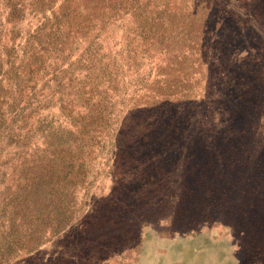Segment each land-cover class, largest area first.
Here are the masks:
<instances>
[{
    "label": "rangeland",
    "instance_id": "374dc122",
    "mask_svg": "<svg viewBox=\"0 0 264 264\" xmlns=\"http://www.w3.org/2000/svg\"><path fill=\"white\" fill-rule=\"evenodd\" d=\"M88 1L0 0V264H264V0H100L97 27L47 46L28 106L7 78L40 54L30 37ZM84 54L108 64L110 105L82 138L52 90ZM38 120L71 143L50 168L18 148Z\"/></svg>",
    "mask_w": 264,
    "mask_h": 264
},
{
    "label": "trees",
    "instance_id": "16d2710c",
    "mask_svg": "<svg viewBox=\"0 0 264 264\" xmlns=\"http://www.w3.org/2000/svg\"><path fill=\"white\" fill-rule=\"evenodd\" d=\"M42 0H34V2L27 4V6H35V8L41 5ZM102 5L100 0H89L86 4H81L78 2V7L76 11L70 9L69 13L72 16L68 17V13L61 14L59 11L50 12L51 17H46V22H43L42 25H39L34 35L30 37L31 40L28 42V45L34 44L37 46V51L40 53L35 58L34 55H27L28 62L20 64L23 66L21 68L22 74L20 76L15 75V81L12 83L7 78L8 86L11 84L16 88L15 92H17L18 96H24V101H28V106L31 105L30 100H34V90L35 84L38 79L42 78V73H44L49 66L47 65V60L50 58L47 55L49 49L47 46L56 45L60 43L58 46L59 52L66 47H69V44H72L76 38H81L85 35L89 30L97 27L98 22H101V17L99 11ZM46 30H45V29ZM100 29V27L98 28ZM86 62V74L84 75V79L79 82H76L74 85L67 84L65 88L68 91L64 92L59 90L58 83L55 82V86H53L52 92L57 93L56 102H58L59 111L62 115L69 117L72 121V128L74 129V133L77 136H85L87 132H90L93 127L100 126L101 122L107 117V109L110 105V101L106 99V93L102 88H98L99 85L106 80L109 82V79L105 77L110 75L108 64H102L97 54H84L82 57ZM46 73V72H45ZM44 75V74H43ZM5 79V75L0 74V83ZM54 76L48 78V80L42 83L43 86H47L48 81L52 82L54 80ZM108 86L106 85L105 88ZM75 88V89H74ZM27 90V92H26ZM7 92L4 96V91H2V85H0V142L4 140V127H2V117L5 111H2V106L4 103V98H10L11 92ZM3 93V94H1ZM79 106L83 107L82 114L77 111L74 113V107ZM109 114V113H108ZM146 124V122L144 123ZM38 129H31L28 127L22 133H19L20 141L18 148H20V152H26L27 158H24L23 164L26 166H30L32 168L38 167H47L50 168L51 164L55 159L62 160L58 156V152H66L69 149V139H65L64 137H60L57 133H53L51 126L43 123V120H38V124H36ZM141 126V125H140ZM125 127V126H124ZM127 130H124L123 127L119 129L120 133L125 135L132 132L142 131L143 133H150L151 135H155L154 132L157 131L154 126L148 124L145 127H131L127 126ZM139 128V129H138ZM41 131V144L42 148L32 147V140H36V132ZM52 131V133H51ZM147 135V134H146ZM143 136V137H146ZM17 136V134H16ZM28 141L30 143H28ZM4 143V141L2 142ZM79 147V145H77ZM40 152V153H39ZM55 153H57L55 155ZM76 165H80L83 163L82 158L78 157L76 160ZM70 167L72 163H68ZM68 173V171L63 173V178ZM49 179V178H47Z\"/></svg>",
    "mask_w": 264,
    "mask_h": 264
}]
</instances>
